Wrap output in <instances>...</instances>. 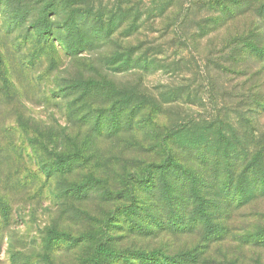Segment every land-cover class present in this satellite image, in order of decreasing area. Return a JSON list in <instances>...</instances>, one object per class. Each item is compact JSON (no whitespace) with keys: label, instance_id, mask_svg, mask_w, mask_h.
I'll return each instance as SVG.
<instances>
[{"label":"rangeland","instance_id":"obj_1","mask_svg":"<svg viewBox=\"0 0 264 264\" xmlns=\"http://www.w3.org/2000/svg\"><path fill=\"white\" fill-rule=\"evenodd\" d=\"M0 264H264V0H0Z\"/></svg>","mask_w":264,"mask_h":264},{"label":"trees","instance_id":"obj_2","mask_svg":"<svg viewBox=\"0 0 264 264\" xmlns=\"http://www.w3.org/2000/svg\"><path fill=\"white\" fill-rule=\"evenodd\" d=\"M62 235H64V234H62ZM65 236V235H64Z\"/></svg>","mask_w":264,"mask_h":264}]
</instances>
